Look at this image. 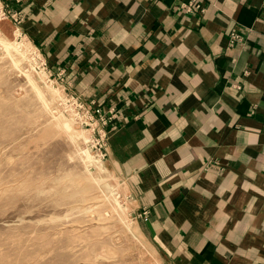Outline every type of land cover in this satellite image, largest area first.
<instances>
[{
  "label": "crops",
  "instance_id": "0c3cea01",
  "mask_svg": "<svg viewBox=\"0 0 264 264\" xmlns=\"http://www.w3.org/2000/svg\"><path fill=\"white\" fill-rule=\"evenodd\" d=\"M2 1L64 86L112 114L106 162L155 251L264 264V0Z\"/></svg>",
  "mask_w": 264,
  "mask_h": 264
},
{
  "label": "rangeland",
  "instance_id": "374dc122",
  "mask_svg": "<svg viewBox=\"0 0 264 264\" xmlns=\"http://www.w3.org/2000/svg\"><path fill=\"white\" fill-rule=\"evenodd\" d=\"M21 18L0 0V264H171L139 229L149 210H133L107 165L112 114L64 86ZM73 95L101 110L107 145L65 104Z\"/></svg>",
  "mask_w": 264,
  "mask_h": 264
},
{
  "label": "built area",
  "instance_id": "2783aa9c",
  "mask_svg": "<svg viewBox=\"0 0 264 264\" xmlns=\"http://www.w3.org/2000/svg\"><path fill=\"white\" fill-rule=\"evenodd\" d=\"M182 6L185 7L187 11H193V10L204 11L205 10L204 0H186V1H183ZM65 104H67V106L72 105L73 109H77V111H81L79 112V114L81 115V118L84 121H86V125L91 126L93 131L98 132L99 138L103 142H106V145H107L108 132L104 128V126L107 123V120L105 119V117L102 116L101 110L99 108L95 110L96 113H98V118H97L90 110L92 109V107L84 103L82 99H80L79 97H76L73 95L72 102H70V104L68 103H65Z\"/></svg>",
  "mask_w": 264,
  "mask_h": 264
},
{
  "label": "bare ground",
  "instance_id": "6f19581e",
  "mask_svg": "<svg viewBox=\"0 0 264 264\" xmlns=\"http://www.w3.org/2000/svg\"><path fill=\"white\" fill-rule=\"evenodd\" d=\"M2 42H4V41H2ZM5 46L8 48V49H10V47H16V45L13 43V42H9V41H6L5 43ZM19 51V50H18ZM62 124L66 127V129L67 130H70L71 129V125H70V123L68 122V121H66V120H62ZM82 152V151H81ZM83 154L85 155V156H89L90 154L88 153V152H86V150H84L83 151Z\"/></svg>",
  "mask_w": 264,
  "mask_h": 264
}]
</instances>
